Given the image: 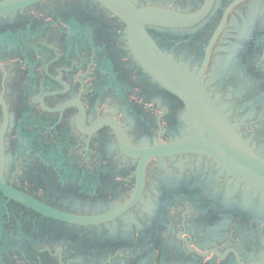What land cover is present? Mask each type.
<instances>
[{
	"label": "flooded vegetation",
	"instance_id": "af4514ba",
	"mask_svg": "<svg viewBox=\"0 0 264 264\" xmlns=\"http://www.w3.org/2000/svg\"><path fill=\"white\" fill-rule=\"evenodd\" d=\"M173 64L264 159V0H0V264H264Z\"/></svg>",
	"mask_w": 264,
	"mask_h": 264
},
{
	"label": "water",
	"instance_id": "95a60500",
	"mask_svg": "<svg viewBox=\"0 0 264 264\" xmlns=\"http://www.w3.org/2000/svg\"><path fill=\"white\" fill-rule=\"evenodd\" d=\"M172 67L177 76L186 80L187 84H184L183 87L198 94V97L192 101L195 103L193 118L198 123L201 122L202 126L214 137V141L201 142V149L219 158L242 179L264 188V159L257 156L243 141L218 106L209 98L203 86L195 83L183 68L176 64H173ZM179 91L187 101H190L189 93L186 90Z\"/></svg>",
	"mask_w": 264,
	"mask_h": 264
}]
</instances>
